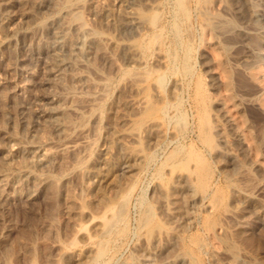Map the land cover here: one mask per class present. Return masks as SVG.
Here are the masks:
<instances>
[{
	"label": "rangeland",
	"instance_id": "1",
	"mask_svg": "<svg viewBox=\"0 0 264 264\" xmlns=\"http://www.w3.org/2000/svg\"><path fill=\"white\" fill-rule=\"evenodd\" d=\"M4 4L0 264H264V0Z\"/></svg>",
	"mask_w": 264,
	"mask_h": 264
},
{
	"label": "bare ground",
	"instance_id": "2",
	"mask_svg": "<svg viewBox=\"0 0 264 264\" xmlns=\"http://www.w3.org/2000/svg\"><path fill=\"white\" fill-rule=\"evenodd\" d=\"M8 7H9V4H4L3 5V11L6 10ZM7 17H8V14L5 13V11H4V13H2L1 16H0V22L2 24H4L6 19H7ZM79 31H81V29H79ZM81 32L83 34V29H82ZM66 43H67V45H72L73 41L71 39L67 38L66 39ZM9 44H10V41L7 40V39H1L0 40V47L1 48L7 47ZM59 125H60V127H62L61 124H59ZM59 125H57V126H59ZM76 145L77 144H75V143H71V144H68V145L64 146L63 149L74 151L76 149ZM85 145H86V143H84V141H82V146L84 147Z\"/></svg>",
	"mask_w": 264,
	"mask_h": 264
}]
</instances>
